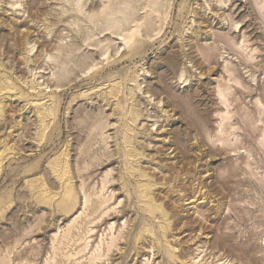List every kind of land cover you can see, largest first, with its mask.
I'll return each mask as SVG.
<instances>
[{
  "label": "rangeland",
  "instance_id": "obj_1",
  "mask_svg": "<svg viewBox=\"0 0 264 264\" xmlns=\"http://www.w3.org/2000/svg\"><path fill=\"white\" fill-rule=\"evenodd\" d=\"M0 96V264H264V0H0Z\"/></svg>",
  "mask_w": 264,
  "mask_h": 264
},
{
  "label": "bare ground",
  "instance_id": "obj_2",
  "mask_svg": "<svg viewBox=\"0 0 264 264\" xmlns=\"http://www.w3.org/2000/svg\"><path fill=\"white\" fill-rule=\"evenodd\" d=\"M226 74H227V73H226ZM218 77H219V76H218ZM230 80H232V79H230ZM238 82H239V81H238ZM235 85H236V84H235ZM240 86H241V85H240ZM226 89H227V88H226ZM2 91H3V90H2ZM224 91H225V90H223V93H222V90L218 89V91H217V94H218V95H217V96L220 97V99L222 98V96H223V98H224V95H223V94H225ZM221 93H222V94H221ZM0 97H1V96H0ZM223 98H222V99H223ZM222 99H221V101H222V102H225V100H222ZM43 101H46V100H43ZM34 102H35V101H34ZM34 102H33V103H34ZM37 102H38V101H37ZM39 102H40V101H39ZM41 102H42V101H41ZM36 104H37V103H36ZM36 104H35V105H36ZM38 104H39V103H38ZM1 106H2V105H1ZM1 106H0V107H1ZM223 106H225V105H223ZM227 107H228V106H227ZM230 107H231V106H230ZM34 108H35V107H34ZM34 111H35V109H34ZM37 111H38V109H37ZM247 111H248V110H247ZM40 112H41V111H40ZM35 113H36V112H35ZM37 113H38V112H37ZM43 114H44V113H43ZM225 114H226V113H225ZM37 116H38V115H37ZM35 117H36V116H35ZM39 117L41 118L40 114H39ZM228 117H229V116H228ZM36 118H37V117H36ZM223 118H225V115L223 116ZM242 118H243V117H242ZM41 120H42V119H41ZM223 120H224V119H223ZM239 120H240V119H239ZM244 120H246V119H244ZM37 121H38V120H37ZM38 122H39V121H38ZM249 123H250V122H249ZM42 124H43V123H42ZM226 127H228V126H226ZM245 133H246V132H245ZM247 133H248V132H247ZM15 135H16V134H15ZM16 138H17V137H16ZM17 139H18V138H17ZM16 141H17V140H16ZM257 141H258V140H257ZM169 146H170V145H169ZM221 147H222V146H221ZM5 148H6V147H5ZM262 149H263V148H262ZM233 150H234V149H233ZM8 152H9V151H8ZM1 157H2V155H1ZM170 158H172V156H169L168 159H170ZM0 159H1V158H0ZM57 163H58V162H57ZM59 164H60V163H59ZM63 165H64V164H63ZM64 167H65V166H64ZM58 168H59V167H58ZM58 168H57V169H58ZM62 168H63V167H62ZM62 168H61V169H62ZM61 169H60V170H61ZM63 169H64V168H63ZM63 169H62V170H63ZM52 171H53V170H52ZM153 171H154V169H153ZM63 172H64V171H63ZM54 174H56V173H54ZM59 175L61 176V174H59ZM63 175L66 176V174H63ZM107 175H109V174H107ZM62 177H63V176H62ZM56 178H57V176H56ZM58 180H59V179H58ZM68 180H69V178H68ZM104 181H105V180H104ZM110 181H111V180H110ZM68 182H69V181H68ZM105 182H106V181H105ZM63 183H64V182H63ZM106 183H107V182H106ZM64 184H65V183H64ZM104 184H105V183H104ZM68 185H69V184H68ZM30 186H31V185H30ZM34 186H35V185H34ZM80 186H81V185H80ZM101 186H103V183H102ZM104 186H106V184H105ZM36 187H37V186H36ZM30 188H31V187H29L28 189H30ZM62 188L64 189V186H63V185H62ZM79 188H80V187H79ZM104 188H105V187H104ZM104 188H102V190H103ZM71 189H72V187H71ZM81 189H82V187H81ZM81 189H80V190H81ZM66 191H67V190H66ZM68 191H69V190H68ZM38 193H40V192H38ZM44 193H45V192H44ZM47 194H49V192H48ZM85 195H86V194H85ZM44 196H45V195H44ZM54 196H55V195H54ZM72 196H73V195H72ZM60 197H61V196H60ZM70 198H71V197H70ZM111 198H112V197L110 196L109 199L111 200ZM59 199H60V198H59ZM64 199H65V198H64ZM67 199H68V198H67ZM84 199H85V202H84V201H83V202H84V205H86L85 203H86V202H89V200L86 201V197H84ZM84 199H83V200H84ZM37 200H38V199H37ZM37 200H36V201H37ZM105 200H108V199H105ZM58 202H59V201H58ZM62 202H63V201H62ZM105 203H106V202H105ZM199 203H200V202H199ZM58 204H59V203H58ZM63 204H64V203H63ZM196 204H197V203H196L194 200H192V201L190 200V202L188 203V205H189V208H188V209H190V210H195V206H197ZM88 205H89V203H88ZM62 206H63V205H62ZM86 206H87V205H86ZM83 208H86V207L83 206ZM87 208H88V207H87ZM92 208H93V207H92ZM159 208H160V207H159ZM89 209H90V208H89ZM89 211H92V210L90 209ZM193 212H194V211H193ZM195 212H196V211H195ZM195 212H194V213H195ZM93 213H94V211H93ZM93 213H91V214H93ZM91 214H90V215H91ZM106 214H107V213H106ZM119 214H120V213H119ZM103 215H105V214L103 213ZM163 215H164V214H163ZM88 216H89V214H88ZM92 216H93V215H92ZM114 217H115V216H114ZM122 217H123V216H122ZM195 217H196V216H195ZM99 218H100V217H99ZM120 218H121V217H120ZM129 218H130V217H129ZM135 219H136V218H135ZM135 219H134V220H135ZM97 220H98V219H97ZM130 220H131V219H130ZM94 221H95V220H94ZM127 221H128V220H127ZM135 221H136V220H135ZM135 221H134V222H135ZM74 222H75V221H74ZM91 222H92V221H91ZM125 222H126V221H125ZM125 222H124V223H125ZM132 222H133V221H132ZM88 223H89V222H88ZM93 224H94V222H93ZM102 224H103V223H102ZM122 225H124V224H122ZM112 226L114 227V225H110V230H111V232H112V229H113ZM125 226H126V224H125ZM127 226H128V225H127ZM129 226H130V225H129ZM122 227H123V226H122ZM122 227H120L121 230H122ZM134 227H136V226H134ZM134 227H133V228H134ZM118 228H119V227H118ZM128 229H130V228H128ZM131 229H132V228H131ZM87 231H88V230H87ZM118 231H119V230H118ZM129 231H130V230H129ZM88 232H89V231H88ZM127 232H128V230H127ZM117 234H118V233H117ZM119 234L121 235V232H120V231H119ZM123 236H125V234H124ZM123 236H122V238H123ZM112 237H113V236H112ZM112 237H111L110 239H113V238H114V237H113V238H112ZM117 237L119 238L118 235H117ZM117 237H116V239H117ZM125 239H126V238H125ZM114 240H115V239H114ZM114 240H113V242L116 243V240H115V241H114ZM188 240H189V239H188ZM111 241H112V240H110V243H113V242H111ZM121 242H122V241H121ZM125 242H126V241H125ZM114 243H113V244H114ZM125 244H126V243H125ZM115 245H116V244H115ZM107 246H109V248L112 247V245H107ZM110 246H111V247H110ZM109 248H108V249L106 248V249H107L108 251H110ZM173 250H174V249H173ZM194 257H195V256H194ZM148 263H149V262H148Z\"/></svg>",
  "mask_w": 264,
  "mask_h": 264
}]
</instances>
